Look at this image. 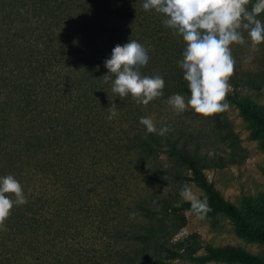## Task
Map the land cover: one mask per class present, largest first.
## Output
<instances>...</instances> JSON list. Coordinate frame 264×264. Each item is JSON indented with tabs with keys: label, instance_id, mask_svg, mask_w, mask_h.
<instances>
[{
	"label": "trees",
	"instance_id": "16d2710c",
	"mask_svg": "<svg viewBox=\"0 0 264 264\" xmlns=\"http://www.w3.org/2000/svg\"><path fill=\"white\" fill-rule=\"evenodd\" d=\"M162 20L142 0H0V177L13 175L27 197L0 229V264H98L82 236H134V247L106 264H264L241 248L205 246L196 255V240L174 241L181 214L193 213L179 195L187 182L207 197L205 219L224 215L262 245L264 210L243 213L223 199L203 172L189 113L169 111L171 95L190 92L178 65L185 43ZM130 39L148 49L142 74L165 81L147 106L121 99L103 78L112 49ZM230 47L236 65L226 100L264 149V107L236 92L264 83V63L245 69L241 45ZM112 103L118 115L108 120ZM141 117L171 130L148 133Z\"/></svg>",
	"mask_w": 264,
	"mask_h": 264
},
{
	"label": "clouds",
	"instance_id": "9594fccd",
	"mask_svg": "<svg viewBox=\"0 0 264 264\" xmlns=\"http://www.w3.org/2000/svg\"><path fill=\"white\" fill-rule=\"evenodd\" d=\"M142 8L161 14L163 25L185 43L178 65L190 96L186 99L173 94L167 103L177 113L191 108L206 117L229 110L226 98L236 65L230 46L250 42L252 52L259 50L258 46L264 43V22L258 16L264 13V0H142ZM149 59L148 49L135 39L117 44L111 57L104 61L108 69L103 76L105 83L111 80V91L121 99L130 94L137 104L147 106L163 95L165 87L161 75L142 74ZM250 59L247 57L245 62ZM108 109L107 119L112 120L118 115V108L112 103ZM139 122L148 133L163 136L171 130L167 126L158 129L150 117H141ZM179 195L201 220L212 211L207 197L199 198L188 184L182 185ZM26 203L20 182L11 174L0 177V229H4L14 205Z\"/></svg>",
	"mask_w": 264,
	"mask_h": 264
},
{
	"label": "rangeland",
	"instance_id": "374dc122",
	"mask_svg": "<svg viewBox=\"0 0 264 264\" xmlns=\"http://www.w3.org/2000/svg\"><path fill=\"white\" fill-rule=\"evenodd\" d=\"M258 48V51L252 52L250 43L239 47V50L245 53L243 68L255 71L263 68L264 49L260 45ZM247 57L251 59L245 62ZM231 91L232 88L229 89V92ZM236 92L240 97L248 98L254 104L264 107V83L258 89L240 87ZM229 104V110L207 117L196 114L191 108L183 113H189L187 123L194 134V143L201 147L202 169L207 180L213 184L224 200L234 204L243 213L251 212L257 216V211L264 210V149L258 140L251 139L254 126L240 115L233 104ZM169 111L175 116L183 114L177 113L172 107ZM161 156L163 158L164 155ZM217 157H221L223 161L219 162ZM137 180L139 182L142 178L138 177ZM187 184L199 198L206 197L194 183L187 182ZM166 186L169 188L170 184ZM259 215L262 216L260 213ZM181 216L182 220L178 222L180 229L174 241L185 238L196 240L199 244L196 255L204 254L205 246L214 248L232 246L264 258V245L241 235L234 223L224 215L201 220L195 214L185 211ZM82 237L92 243L98 264H106L117 251H128L136 244L134 236ZM163 264L198 263L176 259Z\"/></svg>",
	"mask_w": 264,
	"mask_h": 264
}]
</instances>
